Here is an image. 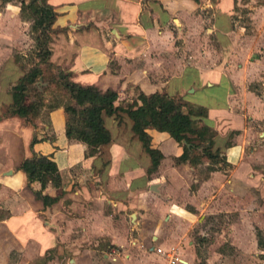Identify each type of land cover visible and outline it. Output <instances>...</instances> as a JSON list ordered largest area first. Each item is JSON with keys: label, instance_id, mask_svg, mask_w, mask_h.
I'll return each instance as SVG.
<instances>
[{"label": "crops", "instance_id": "crops-1", "mask_svg": "<svg viewBox=\"0 0 264 264\" xmlns=\"http://www.w3.org/2000/svg\"><path fill=\"white\" fill-rule=\"evenodd\" d=\"M45 1L56 11L51 62L75 82L115 90V105L130 101L137 90L181 96L191 115L210 126V150L217 149L225 163L207 157L176 163L179 143L147 128L151 146L162 153L156 169L147 173L149 155L131 130L132 120L120 110L101 114L110 135L100 145L110 156L101 166L84 155L83 142L64 134L61 107L48 111L36 133L45 139L30 146L36 129L17 114L2 115L12 100L10 76L22 73L16 59L24 62L21 40L27 36L32 45L29 20L20 14V0H0V264H29L37 256L55 260L60 227L66 231L69 218L80 223L81 241L92 234L122 246L123 256L121 251L101 256L111 264H197L201 256L191 229L221 212H236L227 235L243 256V245L254 237L247 228L264 229V171L259 167L264 164V75H256L264 62L244 61V47L234 45L233 0ZM201 30L218 51L193 48ZM251 81L262 88L259 93L250 88ZM130 133L135 138H124ZM32 151L50 155L58 167L60 186L47 183L41 189L50 197L61 192L49 204L34 195L39 182H28L18 168ZM103 167L106 188L93 182L102 178L97 172ZM78 202L79 217L71 213ZM82 251L68 256L66 264H93Z\"/></svg>", "mask_w": 264, "mask_h": 264}, {"label": "trees", "instance_id": "trees-1", "mask_svg": "<svg viewBox=\"0 0 264 264\" xmlns=\"http://www.w3.org/2000/svg\"><path fill=\"white\" fill-rule=\"evenodd\" d=\"M20 14L29 20L28 33L32 45L28 48V54L33 61L25 67L22 66V73L10 85L12 100L2 115L17 114L27 118L30 114L36 116L43 112L42 108L47 115L48 111L61 107L64 134L85 144V156L94 155L98 146L110 139L101 114L104 112L110 115L115 112V90L111 88L100 90L93 85L75 82L70 79V72L64 71L49 60L50 33L54 31L52 24L56 15L53 6L45 0L27 2L20 0ZM54 90L58 93L53 92ZM30 94L34 98L29 99ZM186 107L187 101L181 96L168 95L163 91L144 93L137 90L130 101L120 104L119 110L125 112L132 120L131 130L149 155L148 171L156 169L162 153L158 148L151 146L147 128L164 131L179 143L182 151L174 157L176 163L188 161L195 164L202 157H207L213 162L225 163L217 149L210 150L212 144L210 126L200 118L193 117ZM30 123L33 126L34 122ZM39 139H45V136L37 138L33 132L30 146ZM18 168L25 173L28 182L33 180L39 182L40 189L34 190V195L41 199L44 205L56 200L61 194L59 191L50 197L41 191L47 183L54 187L60 186L58 167L50 155L32 151L30 156L20 160Z\"/></svg>", "mask_w": 264, "mask_h": 264}, {"label": "rangeland", "instance_id": "rangeland-1", "mask_svg": "<svg viewBox=\"0 0 264 264\" xmlns=\"http://www.w3.org/2000/svg\"><path fill=\"white\" fill-rule=\"evenodd\" d=\"M231 10L232 12L230 13V19L233 28L231 36L233 43L236 47H239L241 45L244 47L242 57L243 60L247 61L252 60L254 58H259L261 63L264 62V0H233ZM210 11L211 10L204 13L206 15H209ZM204 24L207 25V21H204ZM28 28L29 26H27V30ZM202 33L203 30L199 32V42H195L193 48H199L202 51V47L206 45V47H211V52L213 51V49L218 51V44L214 40L206 39V37H204ZM191 40H193V38H191ZM21 44H25V46L22 47L25 53V55H22V59H24V62L18 55H16V59L20 61L21 66L25 67L27 64H30L33 61V58L28 54V48L31 44L30 39L27 36L24 37L21 40ZM194 52H196V50H194ZM21 71H23L22 67ZM263 71L264 67L260 66L259 74L256 75L258 77L260 75H264ZM260 72H262L263 74H261ZM15 74L10 76V79L8 81L9 87L12 83L16 81ZM262 82L264 81L262 80ZM250 83L254 84V87L250 86V88L255 93H259L258 89L262 88L260 86H257V83L255 81H251ZM9 87H7L8 90ZM38 89L40 90L41 87L39 86ZM53 92L57 91L54 90ZM135 93L136 91L133 92V94ZM43 94L46 95L45 91H43ZM28 96L29 99L34 98L31 94ZM115 106V111L119 110L120 102H116ZM42 110L43 112L41 111L36 116H33L32 114H30L27 118L19 116L21 122L25 124H30L31 126L32 124L30 122H34L32 127L36 129V131L34 130V132L37 133V128L43 126V124L47 122L44 108H42ZM107 124L109 125L108 121ZM126 137H128V139L135 138L134 135L131 133L130 135L124 136V138ZM100 145L98 146L97 152L91 156L95 157L94 159L100 163L99 166H101V163L103 164V160L108 159V157H110L108 155L107 148ZM259 167L262 169V171H264V164L259 165ZM104 168L105 167L100 169L98 168L97 174L100 176L102 174V178H97L95 181L93 180V182L95 184L101 183L103 184L104 188H106V168L105 170ZM147 169V173H150L151 171H148ZM86 176L90 175L88 174ZM102 180L104 183L102 182ZM75 183L77 184V181ZM120 186H122V184H120ZM89 203L92 204L91 201H89ZM104 203L106 204V202ZM80 204L81 202H78L77 206H73V209L71 211V213H74L78 217L80 216ZM249 210L250 209H248V211ZM235 213L236 212H229L225 214L221 212L214 215H207L200 225L194 226L193 229H191L190 234L193 236L195 242H197L196 246L198 248V254L201 256L200 259L197 261V264H264V229H257V227L254 225L255 223L253 220H251V225L254 226L248 227L247 233L251 235L252 232L254 236L253 238H256L257 241L255 242V239L251 238L250 241H247L246 245H243L241 251L243 252V256H240L239 247H236L235 245L229 243L227 231L229 228V224L233 221H237ZM63 218V215H61L58 219L62 220V223H65L66 220H64ZM254 220L260 222V215L257 216V218ZM67 223L68 225L66 227V231L63 227H60V231L62 232V242L59 245L56 244L52 252L56 253L58 256L51 257V259L55 260H46L45 262H43L42 260L45 259L46 256H37L34 257L32 262L30 261L29 264H66L67 257L72 254L75 255L76 250L81 251V249H83V256H92L93 264H111L112 262L108 259H106V261L102 260L101 256H114L113 254L115 251H121L120 256L124 255V252L122 251V246L111 245L107 241L100 240V237H97L96 235L90 234L88 241H81L79 238L81 233L80 223L77 220H72L70 218ZM201 233L204 235H201ZM148 240H150V238H148L147 241Z\"/></svg>", "mask_w": 264, "mask_h": 264}, {"label": "water", "instance_id": "water-1", "mask_svg": "<svg viewBox=\"0 0 264 264\" xmlns=\"http://www.w3.org/2000/svg\"><path fill=\"white\" fill-rule=\"evenodd\" d=\"M38 79L40 80V77H38ZM154 184H155V183H152V184L150 185V188H153V189H154V187H153Z\"/></svg>", "mask_w": 264, "mask_h": 264}]
</instances>
